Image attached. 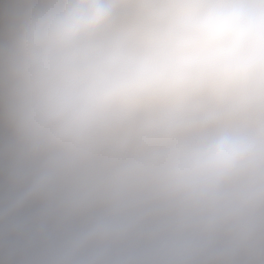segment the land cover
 <instances>
[{
    "label": "clouds",
    "instance_id": "clouds-1",
    "mask_svg": "<svg viewBox=\"0 0 264 264\" xmlns=\"http://www.w3.org/2000/svg\"><path fill=\"white\" fill-rule=\"evenodd\" d=\"M0 220L69 228L48 264L264 251V0H0Z\"/></svg>",
    "mask_w": 264,
    "mask_h": 264
},
{
    "label": "rangeland",
    "instance_id": "rangeland-1",
    "mask_svg": "<svg viewBox=\"0 0 264 264\" xmlns=\"http://www.w3.org/2000/svg\"><path fill=\"white\" fill-rule=\"evenodd\" d=\"M69 230L59 227L42 233L34 222L15 225L0 220V264H48ZM179 251L162 248L143 253L142 258L144 264H181ZM216 252L213 264H227V249L220 247ZM241 264H264V251L249 252L241 258Z\"/></svg>",
    "mask_w": 264,
    "mask_h": 264
}]
</instances>
